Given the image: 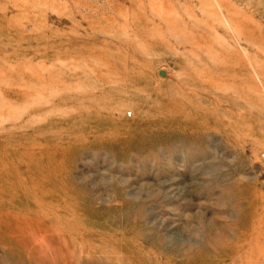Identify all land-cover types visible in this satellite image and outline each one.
I'll list each match as a JSON object with an SVG mask.
<instances>
[{
  "label": "rangeland",
  "instance_id": "rangeland-1",
  "mask_svg": "<svg viewBox=\"0 0 264 264\" xmlns=\"http://www.w3.org/2000/svg\"><path fill=\"white\" fill-rule=\"evenodd\" d=\"M0 264H264V0H0Z\"/></svg>",
  "mask_w": 264,
  "mask_h": 264
}]
</instances>
